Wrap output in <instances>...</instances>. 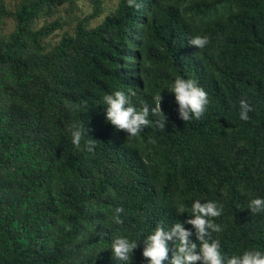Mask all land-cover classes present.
I'll use <instances>...</instances> for the list:
<instances>
[{
    "label": "trees",
    "instance_id": "obj_1",
    "mask_svg": "<svg viewBox=\"0 0 264 264\" xmlns=\"http://www.w3.org/2000/svg\"><path fill=\"white\" fill-rule=\"evenodd\" d=\"M89 1L83 16L77 0H0V264H124L118 236L139 245L132 264H148L143 240L197 199L224 206L222 254L264 252V213L248 209L264 198V0H117L96 25L106 0ZM7 15L15 26L3 34ZM198 35L210 44L191 46ZM177 77L208 93L200 120L179 119ZM116 90L137 108L161 94L165 129L150 115L137 137L116 130L102 102ZM81 123L90 136L77 148Z\"/></svg>",
    "mask_w": 264,
    "mask_h": 264
},
{
    "label": "clouds",
    "instance_id": "obj_2",
    "mask_svg": "<svg viewBox=\"0 0 264 264\" xmlns=\"http://www.w3.org/2000/svg\"><path fill=\"white\" fill-rule=\"evenodd\" d=\"M128 7L139 10L141 4L137 0H127ZM208 36H195L189 43L191 46L203 49L210 44ZM175 96L178 105L179 119L184 122L192 119L200 120L208 105L209 95L206 90L199 86L193 79L177 77L172 86L171 92ZM154 106L141 101L140 107L133 104L131 97L123 90H116L106 94L102 98L105 106L106 121L118 131H123L129 137H137L141 131L151 123L149 116L155 117L157 126L164 130L168 122V116L162 109L163 97L157 94L154 98ZM240 119L248 121L252 106L245 99L240 100ZM72 144L80 148L81 141L90 136L89 126L73 124L71 126ZM97 140L85 141V148L92 152L95 149ZM154 143L155 141H150ZM248 209L253 214L264 213V198H253L248 204ZM224 206L214 201L201 202L194 200L191 204V215L181 223H175L170 229H165L163 223L155 226L152 234L144 240L142 256L148 260V264H264V252L256 249L245 250L242 254L225 256L221 252L219 239L213 238V233H221L223 226L215 222L223 214ZM123 208L115 209L113 220L115 223H123L120 214ZM178 213L185 214L183 204L177 206ZM190 225L191 228H186ZM194 230V232H193ZM195 235L199 243L194 242L191 237ZM139 245L124 236L113 239L111 251L113 258L122 261L124 264H132L135 251ZM171 254V256H170Z\"/></svg>",
    "mask_w": 264,
    "mask_h": 264
},
{
    "label": "rangeland",
    "instance_id": "obj_3",
    "mask_svg": "<svg viewBox=\"0 0 264 264\" xmlns=\"http://www.w3.org/2000/svg\"><path fill=\"white\" fill-rule=\"evenodd\" d=\"M15 1H18V0H7L8 6L11 7L12 5H14ZM116 2H117V0H106V2H105L106 10H105L104 14L102 16L94 19L91 22V24L96 25L99 22H101L103 17L106 14H108L110 12V10L115 6ZM77 5H78L77 13L80 15L85 16L87 13H89L92 10V6H91V3L89 0H77ZM59 12L62 13V15H65L64 10H60ZM54 17H56V14L54 16H52L51 19ZM14 26H15L14 18L7 15V16H5L3 22L1 23V27H2L1 32L3 34H7L14 29ZM56 32L58 33V35H55L54 37L50 38V40L53 42L60 38V34H61L62 30H57Z\"/></svg>",
    "mask_w": 264,
    "mask_h": 264
}]
</instances>
